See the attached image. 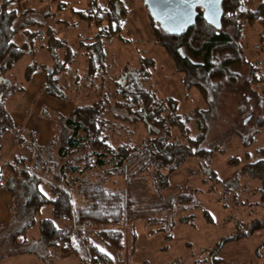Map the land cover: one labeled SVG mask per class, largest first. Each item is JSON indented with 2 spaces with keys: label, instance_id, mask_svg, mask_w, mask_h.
Here are the masks:
<instances>
[{
  "label": "trees",
  "instance_id": "16d2710c",
  "mask_svg": "<svg viewBox=\"0 0 264 264\" xmlns=\"http://www.w3.org/2000/svg\"><path fill=\"white\" fill-rule=\"evenodd\" d=\"M14 1L0 0V187L13 193L20 209L16 220L23 218L25 226L15 229L9 241L18 244L22 234H26L31 226L38 225L42 243L47 248L59 250L64 257H79V264H110L112 257L100 251L102 248L97 240L122 251L127 237L122 226L141 210L147 214L145 224L152 228L149 231L167 233L166 239L171 240V231L176 226L173 216L179 212L178 206L183 211L188 209L194 196L184 192L166 196L164 191L170 186L171 175L180 166L179 158L207 157L217 151L218 147L208 149L201 145L206 137L209 115L215 107L214 94L220 93L224 86L236 87L241 81L240 73L230 71L229 65L249 61L238 39L251 20L264 18V0L255 9L251 7V0H224V14L219 24L206 20L203 9L198 8L196 24L180 35L164 31L149 11L157 39L167 48L177 70L185 75V83L196 86L208 104V109H196L194 115L201 116L198 119L200 132L188 137L186 143L181 144L173 136L175 128H181L189 118L178 113V100L159 94L151 83L145 64H141L136 69L127 66L124 74L112 76L109 73L116 85L113 92L103 89L92 101L77 105L68 114L60 113L53 117L56 133L46 145L37 142L33 131H26L27 137L20 140L21 149L13 153L14 157L5 160L1 157L3 135L17 129L7 106L8 94L24 89L22 84L12 87L8 74L24 56L40 49L37 46L39 42L50 43V49L65 50L64 57L50 66L34 60L27 67L26 82L32 79L35 71L42 70L46 73L43 92L68 101L67 86L61 82L62 77H58L72 68L78 51L60 35L55 24H51L53 21H48L51 18L49 12H45L48 19L42 23L32 15V7L20 12L11 6ZM74 12L88 26L91 27L93 22L97 25L94 41L81 40V48L86 54V71L85 79L79 73L73 80L78 91L81 83L90 86L87 79L92 81L96 75L106 72L105 41L124 38L122 24L129 16V7L124 0H91L86 8ZM56 22L64 20L57 19ZM230 25L234 32L228 30ZM18 34L23 36L22 44L14 40ZM185 50L195 57H202L201 61L191 59ZM254 66L252 75L244 80L246 85L264 79L262 74L258 75L259 67ZM43 113L49 117L48 107L43 109ZM126 123L143 124L147 131L145 138H126V133L121 132ZM261 153L262 159L246 164L243 171L262 181L260 193L264 199V148ZM133 166L135 171L130 170ZM145 174L154 178L158 200L155 196L154 201H144L148 203L145 207L134 209L133 180L143 179ZM209 174L215 178L214 171ZM120 179L124 181L122 187L118 186ZM17 183L20 190L15 188ZM44 206H51L52 217L36 221V214ZM204 215L212 219L210 213L205 212ZM56 221L64 225L59 226ZM11 227L0 228V241L9 236L4 233ZM261 229H264V219L258 218L251 222L246 234ZM131 232L135 241L136 232ZM233 238L225 237L211 249V264L222 263L219 254ZM2 258L0 256V260Z\"/></svg>",
  "mask_w": 264,
  "mask_h": 264
},
{
  "label": "rangeland",
  "instance_id": "374dc122",
  "mask_svg": "<svg viewBox=\"0 0 264 264\" xmlns=\"http://www.w3.org/2000/svg\"><path fill=\"white\" fill-rule=\"evenodd\" d=\"M3 1L6 0H1ZM124 1L129 7V16L122 24L124 38L115 37L105 41L106 72L96 75L92 81L87 79L90 86L81 83L78 91L73 80L79 73L85 79L86 71V54L85 49L81 48V40L85 38L89 43L94 41L97 25L93 22L91 27L88 26L74 10L86 8L88 0H15L12 3L11 6L20 12L32 7V15L42 23L48 19L45 12H49L51 18L48 21H53L51 24H55L60 35L78 51L72 61V68L58 77H62L61 82L67 86L69 99L66 102L43 92L42 86L46 80V74L43 72L35 71L32 79L26 82L29 64L36 60L50 66L58 58L64 57L65 50L50 49V43L39 42L37 46L40 49L34 54L24 56L8 74L7 78L12 87L17 88V85L22 84L24 89L8 94L7 106L17 129L3 135L1 157L7 159L12 153H17L21 149L20 140L27 137L28 130H36L41 136H44L45 132V140L52 139L55 135L52 133L54 125L56 126L53 117L62 112L68 114L77 105L92 101L103 89L113 92L116 85L109 73L112 76L117 73L124 74L127 66L136 69L141 64H145L151 83L159 94L178 100V113L189 118L181 128H175L173 139L184 144L188 137L199 134L198 119L201 116L194 114L196 109H208L205 98L196 86L185 83V75L177 70L167 48L157 39L144 0ZM261 1L251 0V7L257 8ZM57 19H63L64 22L57 23ZM228 30L234 32L233 26H228ZM263 35L264 18L251 20L246 25L238 41L249 61L229 65L230 71L240 73L241 81L236 87L224 86L220 93L214 94L215 107L209 115L206 137L201 145L208 149L218 147L217 151L207 157L193 156L186 160L179 158L180 166L170 177V186L164 191L166 196L181 192L194 196V201L188 205V209L183 211L180 205L178 206L180 210L173 216L176 221V226L173 232L171 231L173 238L167 240L168 234L162 231H149L152 228L145 224L147 214L141 210L140 213L130 216L122 226L127 233L125 248L122 251L97 240L104 252L112 257L110 264H211V249L229 236L234 238L223 246L219 254L222 258L221 264H264V229L246 234L253 220L264 219V199L260 193L262 181L243 171L246 164L263 157L261 149L264 148V79L249 85L244 83V80L252 75L254 65L259 67L258 75L262 74L264 78ZM14 40L22 44L23 36L18 34ZM184 53L194 61L202 59L187 50ZM4 92H7L5 87ZM45 107H48L49 117L44 116ZM125 127L121 132L126 133V138L143 139L147 134L143 124L126 123ZM14 143L17 145L14 146ZM130 170L135 171L134 166ZM210 171L216 173L215 178H211ZM142 178L133 180L136 201L134 209L145 207L148 204L145 202L156 200L155 196L158 200L152 175L145 174ZM17 185L18 183L15 188L20 190ZM108 185L115 187L113 183ZM118 186H124V181L121 180ZM6 200L4 196H0V228L10 225L14 228L5 230L4 234L10 238L4 237L0 241V256L3 257L0 264H79V257H64L59 250L47 248L45 243H42L38 225L31 226L26 234H22L18 238V244L9 241L15 229L25 226V220H16L20 209L15 199L13 198L8 206L9 210ZM205 212L210 213L212 219H208L204 215ZM48 217H52L51 206H44L35 219L39 221ZM56 222L59 226L64 225L60 221ZM131 231L136 232L135 241Z\"/></svg>",
  "mask_w": 264,
  "mask_h": 264
},
{
  "label": "water",
  "instance_id": "95a60500",
  "mask_svg": "<svg viewBox=\"0 0 264 264\" xmlns=\"http://www.w3.org/2000/svg\"><path fill=\"white\" fill-rule=\"evenodd\" d=\"M144 2L160 27L170 34L180 35L194 26L199 15L198 8L203 9L205 19L213 24H219L224 14V0H218L215 5L206 2L197 3L190 8L179 0H144ZM213 11L216 13L215 16Z\"/></svg>",
  "mask_w": 264,
  "mask_h": 264
},
{
  "label": "crops",
  "instance_id": "0c3cea01",
  "mask_svg": "<svg viewBox=\"0 0 264 264\" xmlns=\"http://www.w3.org/2000/svg\"><path fill=\"white\" fill-rule=\"evenodd\" d=\"M88 4H89V0H88ZM37 72H43V74H46L44 71H42V70H37ZM66 102V101H65ZM62 113H64V112H62ZM69 113V112H68ZM14 119V118H13ZM20 127V126H19ZM54 131L52 132L53 134H55L56 133V126L54 125ZM28 131H30V130H28ZM31 131H33L35 134H36V137H37V142L39 143V144H41V145H46L47 143H49V141L51 140V139H49V140H45V138H44V136H46L45 135V132H43V135L44 136H41V133H38L36 130H33V129H31ZM52 137V136H51ZM15 144V143H14ZM12 157H14L13 156V153L11 154V156H9L7 159H5V160H9V159H11ZM0 196H4L7 200H10V201H7L6 200V202H7V209H8V206L9 205H11V202L13 201V193L10 191V190H8L7 188H5V187H0ZM9 210V209H8ZM7 210V211H8ZM9 213V212H8Z\"/></svg>",
  "mask_w": 264,
  "mask_h": 264
},
{
  "label": "snow or ice",
  "instance_id": "6c2138e0",
  "mask_svg": "<svg viewBox=\"0 0 264 264\" xmlns=\"http://www.w3.org/2000/svg\"><path fill=\"white\" fill-rule=\"evenodd\" d=\"M180 3L188 6L189 8L191 7V5L193 4H197V3H208L209 5H215L218 0H179ZM242 2V0H241ZM215 12L213 11V15L215 16ZM41 191L43 192L44 190L41 189ZM45 196H47V193H44ZM23 239V237H21ZM101 252H103L104 250L103 249H100Z\"/></svg>",
  "mask_w": 264,
  "mask_h": 264
},
{
  "label": "built area",
  "instance_id": "2783aa9c",
  "mask_svg": "<svg viewBox=\"0 0 264 264\" xmlns=\"http://www.w3.org/2000/svg\"><path fill=\"white\" fill-rule=\"evenodd\" d=\"M103 1H105V2H109L110 0H103Z\"/></svg>",
  "mask_w": 264,
  "mask_h": 264
}]
</instances>
